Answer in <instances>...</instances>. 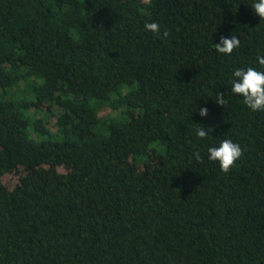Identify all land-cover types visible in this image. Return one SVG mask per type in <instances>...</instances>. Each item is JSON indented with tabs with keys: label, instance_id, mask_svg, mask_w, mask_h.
Listing matches in <instances>:
<instances>
[{
	"label": "trees",
	"instance_id": "1",
	"mask_svg": "<svg viewBox=\"0 0 264 264\" xmlns=\"http://www.w3.org/2000/svg\"><path fill=\"white\" fill-rule=\"evenodd\" d=\"M256 2L0 0V264H264V111L231 92Z\"/></svg>",
	"mask_w": 264,
	"mask_h": 264
},
{
	"label": "clouds",
	"instance_id": "2",
	"mask_svg": "<svg viewBox=\"0 0 264 264\" xmlns=\"http://www.w3.org/2000/svg\"><path fill=\"white\" fill-rule=\"evenodd\" d=\"M143 3L150 5L151 0H143ZM252 8L261 19H264V0H257L252 5ZM145 29L161 38L166 39L170 36L168 30L161 32L160 25L156 22L145 24ZM239 47L240 40L236 36H231V38L221 36L220 42L215 44L216 51L224 55H231L234 49ZM257 63L260 66H264V56H258ZM232 76L231 92L243 97V103L253 112L264 111V71L253 67H247L246 69L237 68L233 71ZM215 102L220 106H224L227 103L222 93L217 97ZM207 114V108L200 109L199 115L201 117H206ZM209 131H212V128H198L196 135L203 139L208 136ZM207 152L208 159L218 162L220 169L225 174H228L236 165V162L244 155L239 143H235L231 139H224L219 143V146L209 147ZM193 155L197 161L202 160L200 152L197 151Z\"/></svg>",
	"mask_w": 264,
	"mask_h": 264
}]
</instances>
